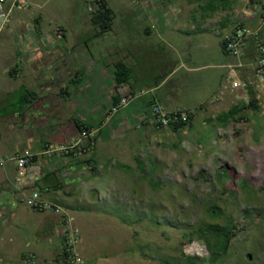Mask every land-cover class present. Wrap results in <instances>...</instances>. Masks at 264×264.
I'll return each instance as SVG.
<instances>
[{"label":"rangeland","instance_id":"374dc122","mask_svg":"<svg viewBox=\"0 0 264 264\" xmlns=\"http://www.w3.org/2000/svg\"><path fill=\"white\" fill-rule=\"evenodd\" d=\"M28 1L29 7L13 6L8 23H0L2 79H9L3 64L15 43L43 39L32 29L34 21L43 20L55 29L56 21L45 12L62 20L63 9L89 8L83 0ZM113 1L122 4L127 0ZM162 1L167 9L192 4L198 20L219 15L220 6L237 2L241 9L254 12L252 27H260L264 35V0ZM12 3L9 0L5 7L9 10ZM208 25L212 29L208 53H201L196 63L185 51L180 62L177 59L171 64L178 72L176 77L186 74L184 81L178 82L181 94L176 104L187 113L192 107L203 106L193 124L173 131L152 126L147 120L148 124L137 129L138 120L151 112L145 104L141 112L132 113L133 107L121 112V117L131 114L132 125L108 131L120 140L121 150L113 157L104 154L95 162L99 170L85 176L86 186L92 187L87 204L73 210L84 264H182L183 254L207 259L210 252L202 240L184 235L217 220L210 215L212 209L221 211V225H236L235 237L218 264H264V92H256L257 110H241L227 125L206 120L232 108L227 107L232 104V95L225 70L216 65L223 56L234 63L237 60L234 55L227 56L216 24ZM249 46L248 54L253 56L250 42ZM187 67L195 69L188 72ZM246 67L252 71L253 65L248 62ZM154 68L150 66V71ZM19 94L15 90L8 94L4 106L0 104L1 114L14 111ZM220 95L223 102H212ZM219 104L221 107L215 106ZM25 197L22 194L16 217L0 220V264H64L56 253L40 254L45 246L59 250V238L38 224L39 213L23 202ZM32 255L34 261H30Z\"/></svg>","mask_w":264,"mask_h":264},{"label":"crops","instance_id":"0c3cea01","mask_svg":"<svg viewBox=\"0 0 264 264\" xmlns=\"http://www.w3.org/2000/svg\"><path fill=\"white\" fill-rule=\"evenodd\" d=\"M83 1L89 7L87 11L63 9L62 20L52 12H45L56 21L55 29L43 20L34 21L35 29H32L43 39L30 38L15 43L14 50L8 52L7 62L3 64L4 75L9 79H2L3 75H0V104L4 106L12 90L20 92L13 104V112L4 115L0 109V159L6 160L5 165L0 166V200L4 203L0 220L4 222L17 216L23 192L25 196L40 192L43 201L57 205L73 216L77 214L73 210L87 204L92 190L91 185L86 186L85 176L99 170L94 164L102 160L104 154L113 157L121 150L120 140L108 131L119 125H132L131 114L121 117L122 111L133 107L132 113L135 110L141 112L148 104L151 112L136 123V128L142 129L153 116V102L170 107L169 111L183 110L176 104L181 94L177 86L179 81H184L186 74L176 77L178 72L171 64L177 59L180 62L185 51L196 58V63L201 53H208L211 49L208 36L212 31L208 23L216 24L222 32H217L222 37V44L237 27L262 35L260 27H252L254 12L244 7L241 9L237 2L217 8L216 12L220 9L219 15L198 20L197 9L190 3L186 8L174 5L167 9L162 0H127L122 4L110 0L111 25L102 32L95 10H90V7L95 8L94 0ZM230 26L233 30L229 31ZM249 42L253 56L248 54V43L245 55L237 57L236 63L223 56L216 65L225 70L224 77L229 82L232 104L227 107L243 105L236 101L230 88L232 71L251 85L255 95L264 92V84L254 72L256 49L253 48V36ZM225 52L230 55L226 49ZM248 62L253 65L252 71L246 67ZM120 65L129 69V76L120 70ZM152 65L155 68L150 71ZM194 69L190 68L188 72ZM127 96L131 101L126 108L111 113L112 106ZM221 100L222 95L215 96L212 102L224 101ZM199 105L189 109L196 111L192 124L203 107ZM215 106L221 107L220 104ZM215 117L213 114L206 120ZM141 121L143 124L138 125ZM83 131L96 133L88 153L83 156L64 154L62 147L79 140ZM91 142L88 138L82 140L87 146ZM26 150L34 153L36 158L27 167L25 183L20 186L16 182V158ZM36 212L40 216L38 224L46 227L52 235L57 233L59 238V250L45 246L40 254L60 255L64 217L52 211Z\"/></svg>","mask_w":264,"mask_h":264},{"label":"built area","instance_id":"2783aa9c","mask_svg":"<svg viewBox=\"0 0 264 264\" xmlns=\"http://www.w3.org/2000/svg\"><path fill=\"white\" fill-rule=\"evenodd\" d=\"M9 0H0V23L7 24L10 17V10L13 6L17 7H29L28 0H11L12 6L8 10L5 4ZM110 0H94L95 8L90 7V10H100L106 12L109 9ZM254 37L256 57L254 60V72L257 78L264 84V38L259 32H250L247 29L237 27L233 35L226 38V50L231 55L236 57H243L248 47L250 37ZM243 66V65H239ZM231 91L233 92L235 99L242 104L249 105L252 101V89L251 85L244 80L237 77V74L232 71L230 74ZM131 101V97H123L119 102L115 103L110 109L111 113H116L124 109ZM153 116L148 122L158 128H173L180 125H189L192 118L196 115L195 110H191L190 113L184 112V110L177 109L175 111H166L165 107L158 102H153L151 105ZM96 133L87 131L82 132V137L76 142L62 147V151L66 155L75 154L83 156L88 153L90 146L94 142ZM83 138L91 139L92 142L89 146L83 145ZM36 155L29 150L24 151L16 158L17 163V184L23 186L26 178L27 167L33 163ZM5 159H0V166H4ZM27 197V198H26ZM25 199H22L26 204L36 211H52L64 217V225L61 233L62 237V253L61 260L64 264H84L83 257L79 253V246L81 244V234L79 228L75 225V218L67 210L43 201L40 192H33L30 196L26 195ZM35 255H32L30 261H34Z\"/></svg>","mask_w":264,"mask_h":264},{"label":"trees","instance_id":"16d2710c","mask_svg":"<svg viewBox=\"0 0 264 264\" xmlns=\"http://www.w3.org/2000/svg\"><path fill=\"white\" fill-rule=\"evenodd\" d=\"M110 8L106 10V12H101L100 10H95L96 18L100 21L99 26L100 30L103 32L107 30V28L111 25V16H110ZM223 47L226 49V42L223 41ZM120 70L124 71L125 75H130V71L128 68H125L123 65H120ZM254 97V98H253ZM254 108L258 109V102L255 98V93L252 92V101L249 105H235L229 111L222 113L221 115L210 119V121L217 120L221 124L227 125L230 120H236V115L239 111ZM1 115V114H0ZM215 119V120H214ZM192 123L190 122L189 125ZM185 125H180L173 127L174 131H178L182 129ZM211 216L217 219L213 221L211 224L204 225L195 230V232L190 235H184L186 239L199 238L206 245V248L210 252L209 257L207 259H201L197 256H189L184 255V260L182 264H218L221 258L226 255L230 243L232 239L235 237L234 229L236 225H221L220 219L222 218L221 211L217 209H212ZM188 236V237H187ZM191 237V238H190ZM62 253V249H61ZM249 257V256H248ZM61 258V254H60Z\"/></svg>","mask_w":264,"mask_h":264},{"label":"water","instance_id":"95a60500","mask_svg":"<svg viewBox=\"0 0 264 264\" xmlns=\"http://www.w3.org/2000/svg\"><path fill=\"white\" fill-rule=\"evenodd\" d=\"M22 194H25V192H23ZM3 201L2 200H0V209L3 207Z\"/></svg>","mask_w":264,"mask_h":264}]
</instances>
